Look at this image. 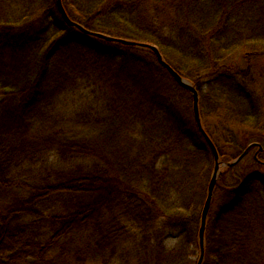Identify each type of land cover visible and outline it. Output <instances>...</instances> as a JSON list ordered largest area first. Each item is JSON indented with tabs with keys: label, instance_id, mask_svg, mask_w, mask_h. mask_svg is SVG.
<instances>
[{
	"label": "trees",
	"instance_id": "16d2710c",
	"mask_svg": "<svg viewBox=\"0 0 264 264\" xmlns=\"http://www.w3.org/2000/svg\"><path fill=\"white\" fill-rule=\"evenodd\" d=\"M62 2L157 46L221 160L262 146L220 173L202 264H264V0ZM213 169L192 93L151 49L70 26L56 0H0V264H197Z\"/></svg>",
	"mask_w": 264,
	"mask_h": 264
},
{
	"label": "water",
	"instance_id": "95a60500",
	"mask_svg": "<svg viewBox=\"0 0 264 264\" xmlns=\"http://www.w3.org/2000/svg\"><path fill=\"white\" fill-rule=\"evenodd\" d=\"M56 2H57L58 9H59L60 13L62 14L66 23L69 24L70 26L78 28L80 31H82L86 34H90L92 36L100 37V38L108 40V41H113V42H118V43H122V44L134 45V46H139V47L151 49L156 54L159 63L167 69V71L172 75L174 80L180 86L188 89L192 93L196 122L198 124L199 129H200V132L202 133L203 137L208 142V144L211 147L213 154H214V169H213L211 180L209 182L207 197H206V200H205V203L203 206L202 218H201V227H200V233H199L201 254H200V257H199L197 264H202L203 260H204V255H205L206 223H207V218H208L210 208L212 205V201H213L214 190H215L219 175L221 173V169L223 166H233L234 164L239 162L241 160L242 156H244V154L246 153V151L242 154V156L238 157L233 162H224V161L220 160L219 152H218L214 142L212 141V139L210 138V136L208 135V133L204 129L201 118H200L199 95H198L197 89L186 78L182 77L170 64H168L167 61H165V59L163 58V56H162V54H161V52L157 46L151 45V44L140 43V42H136V41H131V40H126V39H121V38H115V37H111V36H107V35H103V34H99V33L90 32V31L86 30L85 28H83L78 23L71 20V18L68 16V14L66 12V9L63 5L62 0H56Z\"/></svg>",
	"mask_w": 264,
	"mask_h": 264
},
{
	"label": "rangeland",
	"instance_id": "374dc122",
	"mask_svg": "<svg viewBox=\"0 0 264 264\" xmlns=\"http://www.w3.org/2000/svg\"><path fill=\"white\" fill-rule=\"evenodd\" d=\"M256 74L259 81V87L257 89V93H259L258 97L261 99V102L264 105V58L259 60L256 63ZM81 106V101L78 95L74 94H65L61 100L60 109L67 112L68 114H72L74 111L78 110ZM256 151V150H254ZM253 152L252 154H254ZM45 160L48 163H55V157L52 154H49Z\"/></svg>",
	"mask_w": 264,
	"mask_h": 264
},
{
	"label": "flooded vegetation",
	"instance_id": "af4514ba",
	"mask_svg": "<svg viewBox=\"0 0 264 264\" xmlns=\"http://www.w3.org/2000/svg\"><path fill=\"white\" fill-rule=\"evenodd\" d=\"M260 150H262V147H260ZM255 157H258V152H255Z\"/></svg>",
	"mask_w": 264,
	"mask_h": 264
}]
</instances>
